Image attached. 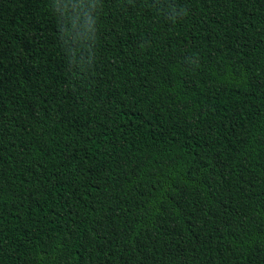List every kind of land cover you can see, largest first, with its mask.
I'll use <instances>...</instances> for the list:
<instances>
[{
	"label": "trees",
	"instance_id": "trees-1",
	"mask_svg": "<svg viewBox=\"0 0 264 264\" xmlns=\"http://www.w3.org/2000/svg\"><path fill=\"white\" fill-rule=\"evenodd\" d=\"M0 264H264V0H0Z\"/></svg>",
	"mask_w": 264,
	"mask_h": 264
}]
</instances>
